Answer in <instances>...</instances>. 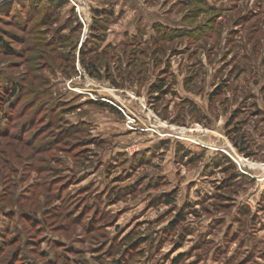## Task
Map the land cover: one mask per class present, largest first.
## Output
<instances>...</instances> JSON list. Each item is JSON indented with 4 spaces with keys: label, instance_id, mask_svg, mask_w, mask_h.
<instances>
[{
    "label": "rangeland",
    "instance_id": "374dc122",
    "mask_svg": "<svg viewBox=\"0 0 264 264\" xmlns=\"http://www.w3.org/2000/svg\"><path fill=\"white\" fill-rule=\"evenodd\" d=\"M55 5L0 0V264H264V0Z\"/></svg>",
    "mask_w": 264,
    "mask_h": 264
},
{
    "label": "trees",
    "instance_id": "16d2710c",
    "mask_svg": "<svg viewBox=\"0 0 264 264\" xmlns=\"http://www.w3.org/2000/svg\"><path fill=\"white\" fill-rule=\"evenodd\" d=\"M43 1V0H42ZM56 5H55V7H59V6H61L62 4H63V2H64V0H59V1H57V0H52ZM36 2H39V1H36ZM41 2V1H40ZM53 9H54V7H53ZM52 10V9H51ZM109 15L110 16H108V13H106L105 12V9H103V10H100V11H98V10H95L94 11V15H93V18H94V20H93V22H92V24H91V34H93L95 31L94 30H97L98 32H99V30H101V31H104L105 32V30H104V27H101V26H99V24L97 23L98 22V20L99 19H101L102 21H100V22H102L104 25H106V23H107V21H111L112 20V11L109 13ZM98 19V20H97ZM109 19V20H108ZM102 24V25H103ZM47 31H42V32H40V31H38V32H36V34H44L45 36L47 35ZM98 39H100V38H98L97 37V39L96 40H98ZM96 40H95V42H96ZM86 43H88V42H85V44H84V46L86 45ZM53 44L52 43H49V42H47V41H45L44 39H39L38 40V47H40V46H52ZM96 46L97 45H95V44H93V47H92V49L94 50V52H95V50L97 51L98 50V47H97V49H96ZM55 47V46H54ZM92 49H88V50H92ZM87 49H86V51H88ZM81 52H82V49H81ZM105 53H106V51H103V52H101V53H98V52H96V58H95V60H98L97 58L99 57V58H101V57H104L105 56ZM95 54V53H94ZM62 58H64L65 60H68V58H69V54H64V55H62L61 56ZM83 63V62H82ZM94 65L95 64H93V63H91L90 64V66L92 67V68H94ZM87 67V66H86ZM95 69V68H94ZM94 69H92V71H89V73H90V75H96L95 74V72L93 71ZM162 86L163 85H160V86H158L156 89H155V91H157V92H161L162 91ZM14 94H15V89L12 87V90H11V92H10V95H12V96H14ZM2 109H1V106H0V111H1ZM234 145L235 146H237V144H236V141L234 142ZM240 150H241V148H240ZM243 150V149H242ZM247 155L249 154V153H246ZM171 198H169V199H166V202L167 203H170L171 202Z\"/></svg>",
    "mask_w": 264,
    "mask_h": 264
}]
</instances>
